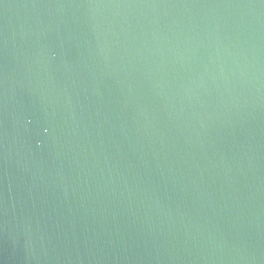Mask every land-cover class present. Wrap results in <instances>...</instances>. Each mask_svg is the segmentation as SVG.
I'll return each instance as SVG.
<instances>
[{
	"label": "water",
	"instance_id": "water-1",
	"mask_svg": "<svg viewBox=\"0 0 264 264\" xmlns=\"http://www.w3.org/2000/svg\"><path fill=\"white\" fill-rule=\"evenodd\" d=\"M0 264H264V0H0Z\"/></svg>",
	"mask_w": 264,
	"mask_h": 264
}]
</instances>
